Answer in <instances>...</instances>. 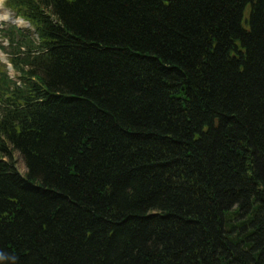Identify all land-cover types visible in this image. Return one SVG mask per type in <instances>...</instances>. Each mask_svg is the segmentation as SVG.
<instances>
[{
  "label": "trees",
  "instance_id": "trees-1",
  "mask_svg": "<svg viewBox=\"0 0 264 264\" xmlns=\"http://www.w3.org/2000/svg\"><path fill=\"white\" fill-rule=\"evenodd\" d=\"M12 2L47 52L0 121V264H264V0Z\"/></svg>",
  "mask_w": 264,
  "mask_h": 264
},
{
  "label": "rangeland",
  "instance_id": "rangeland-1",
  "mask_svg": "<svg viewBox=\"0 0 264 264\" xmlns=\"http://www.w3.org/2000/svg\"><path fill=\"white\" fill-rule=\"evenodd\" d=\"M12 21V20H11ZM13 22V21H12ZM18 156V154H17ZM18 169L21 171V172H25V165L24 163L22 162V160L19 158L18 159Z\"/></svg>",
  "mask_w": 264,
  "mask_h": 264
},
{
  "label": "bare ground",
  "instance_id": "bare-ground-1",
  "mask_svg": "<svg viewBox=\"0 0 264 264\" xmlns=\"http://www.w3.org/2000/svg\"><path fill=\"white\" fill-rule=\"evenodd\" d=\"M5 14H6V12L5 11H3Z\"/></svg>",
  "mask_w": 264,
  "mask_h": 264
}]
</instances>
